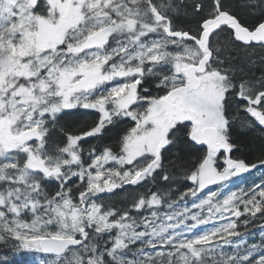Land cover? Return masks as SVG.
<instances>
[{"label":"snow or ice","instance_id":"snow-or-ice-1","mask_svg":"<svg viewBox=\"0 0 264 264\" xmlns=\"http://www.w3.org/2000/svg\"><path fill=\"white\" fill-rule=\"evenodd\" d=\"M258 168L264 0H0V264H264Z\"/></svg>","mask_w":264,"mask_h":264},{"label":"trees","instance_id":"trees-1","mask_svg":"<svg viewBox=\"0 0 264 264\" xmlns=\"http://www.w3.org/2000/svg\"><path fill=\"white\" fill-rule=\"evenodd\" d=\"M250 162H255L256 157L255 156H249ZM264 177V168H258L254 169L251 174H245L243 178H240V182L243 184V186H246L247 184L251 183L252 181H257ZM236 185V182L233 184ZM252 231H257V229L252 228ZM2 251H0V255H2ZM11 259L14 261V264H28L25 253H21L16 256H11Z\"/></svg>","mask_w":264,"mask_h":264},{"label":"rangeland","instance_id":"rangeland-1","mask_svg":"<svg viewBox=\"0 0 264 264\" xmlns=\"http://www.w3.org/2000/svg\"><path fill=\"white\" fill-rule=\"evenodd\" d=\"M235 182H236V185H233ZM234 183L231 185L233 189H236L237 185L243 187V184L240 182V178H234ZM25 256H26L28 264H36V258L34 257V255L25 253Z\"/></svg>","mask_w":264,"mask_h":264}]
</instances>
